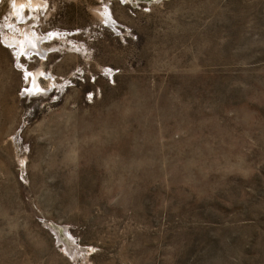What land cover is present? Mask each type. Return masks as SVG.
<instances>
[{
  "label": "rangeland",
  "instance_id": "obj_1",
  "mask_svg": "<svg viewBox=\"0 0 264 264\" xmlns=\"http://www.w3.org/2000/svg\"><path fill=\"white\" fill-rule=\"evenodd\" d=\"M0 264H264V0H0Z\"/></svg>",
  "mask_w": 264,
  "mask_h": 264
},
{
  "label": "bare ground",
  "instance_id": "obj_2",
  "mask_svg": "<svg viewBox=\"0 0 264 264\" xmlns=\"http://www.w3.org/2000/svg\"><path fill=\"white\" fill-rule=\"evenodd\" d=\"M15 3V2H14ZM17 7L15 6V4H14V6H13V9L15 10ZM13 42V41H12ZM28 42V41H27ZM27 42L25 43V44H27ZM24 48V47H23ZM27 51V50H26ZM33 51H39V50H36V49H33ZM30 75V74H29ZM32 76V78H34V75H31ZM30 78V77H29ZM36 88V87H35Z\"/></svg>",
  "mask_w": 264,
  "mask_h": 264
}]
</instances>
